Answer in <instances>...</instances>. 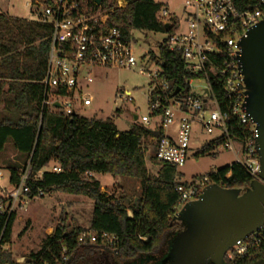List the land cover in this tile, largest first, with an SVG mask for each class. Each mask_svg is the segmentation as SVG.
Returning a JSON list of instances; mask_svg holds the SVG:
<instances>
[{
  "label": "trees",
  "instance_id": "trees-1",
  "mask_svg": "<svg viewBox=\"0 0 264 264\" xmlns=\"http://www.w3.org/2000/svg\"><path fill=\"white\" fill-rule=\"evenodd\" d=\"M83 1H88L90 6L96 3ZM120 1L125 4L123 8H118ZM234 2L240 10L250 4L246 0ZM99 7L109 13L108 26L121 30L128 39L133 31L172 34L176 23L173 15L167 22L160 18L163 5L154 0H102ZM166 23L170 25L169 32L165 30ZM51 32L50 26L37 21L0 14V157L11 145L16 161L7 164L6 169L10 172L12 188L20 184L22 173L31 166L26 193L30 200L40 191L42 197L57 192L92 200L89 233L98 241L81 243L79 239L84 233L81 228L69 230L68 226L58 224L40 249L25 257L24 264H154L165 254L170 237L181 231L182 223L175 220L180 197L176 189L179 185L188 187V182L183 181L176 167L157 161L156 144L150 160L158 172L156 176L150 174L143 144L155 136L152 129L135 123L128 132L121 133L112 119H86L79 113L66 116L59 108H43L46 90L42 82L47 71ZM149 54L152 61H159L161 77L170 85L166 93H154L153 101L160 96L166 105L168 99L187 97L190 90L186 82L201 76L189 71L181 54L169 51L163 43L158 54L152 51ZM209 82L220 109L227 111L232 100L226 92V79L210 74ZM176 90L179 92L174 96ZM228 127L231 137L238 140L250 129L249 124L243 125L236 119ZM223 143L221 137L205 145L196 157L218 149ZM51 166L60 167L62 172L48 171ZM94 175L138 180L139 198L127 208L114 195L103 192ZM204 178L209 185L242 193L254 181L238 163L212 170L193 181ZM7 203L5 196H0V204L6 207ZM15 219L16 212H0V264H20L10 250L4 249L11 244ZM103 233L117 239L113 248L101 244ZM246 243V255L234 260L226 256V264H264V232Z\"/></svg>",
  "mask_w": 264,
  "mask_h": 264
},
{
  "label": "built area",
  "instance_id": "built-area-1",
  "mask_svg": "<svg viewBox=\"0 0 264 264\" xmlns=\"http://www.w3.org/2000/svg\"><path fill=\"white\" fill-rule=\"evenodd\" d=\"M246 1L250 3L248 8L240 10L234 0H186L187 32L171 34L163 45L171 52L180 53L187 69L201 76L186 82L190 90L187 97L168 99L166 105L160 96L153 101L154 93L164 94L170 85L161 77L163 70L159 61H152L149 52L141 59L145 66L149 62L156 63L153 73L143 67L139 71L141 75L150 78L152 85L151 114L139 120L142 125L157 133L154 139L156 159L160 164L174 166L178 170L186 165L191 151L193 128L197 126L209 135L218 133L214 141L222 137V147L236 156V163L254 181L260 180L261 164L256 149L258 131L244 107L246 95L239 44L247 38L250 30L264 22V0ZM124 6L122 1L118 2V8ZM30 7L38 14L37 22L50 26L52 30L47 71L42 82L46 90L43 108L52 109L58 104L56 108L66 116L79 113L78 105H93V98L83 94L81 81L89 80L94 69L135 70L138 67L132 39H128L119 29L110 28L109 13L96 3L90 6L88 1L83 0H32ZM171 15L164 8L160 18L167 22ZM210 74H219L226 79V92L232 100L227 111H222L213 97ZM118 97L132 102L130 94L125 97L119 94ZM235 119L243 125H250L247 134L239 140L231 137L228 127ZM48 171L62 172L58 166H51ZM30 174L31 166L28 165L21 175L20 184L5 196L8 200L6 207L0 204V212L11 214L16 212V208L23 209L26 206L27 200H30L26 196ZM86 176L93 177V174ZM207 186L206 178L192 180L188 182V187L179 185L176 189L180 195L175 208L176 215L187 204L199 200ZM42 196L40 191L35 199ZM99 240L109 248H113L117 242L114 236L105 233L101 234ZM247 240L238 242L230 249L227 257L230 260L244 257L248 249ZM79 241L94 244L98 238L91 233H83Z\"/></svg>",
  "mask_w": 264,
  "mask_h": 264
},
{
  "label": "rangeland",
  "instance_id": "rangeland-1",
  "mask_svg": "<svg viewBox=\"0 0 264 264\" xmlns=\"http://www.w3.org/2000/svg\"><path fill=\"white\" fill-rule=\"evenodd\" d=\"M162 4L175 18L173 33L185 34L188 30L187 16L184 4L186 0H154ZM32 0H0V14H7L14 18L28 21H38V14L30 7ZM172 33V34H173ZM171 34L146 33L133 31L131 39L138 60L135 70L125 69H101L96 68L91 72L89 80H82L83 94L93 98L91 107L78 105L79 114L86 119L106 120L112 119L119 132H128L133 124L134 115L138 118L150 116V92L151 80L147 75H141L143 67L147 71L154 72L156 63H147L141 59L149 51L158 54V47ZM130 94V101H124L118 97ZM218 133L209 135L199 127L194 126L191 151L186 165L179 169L184 182H191L193 178L207 175L212 170L230 166L236 163V156L226 151L222 146L203 156L196 157L205 145L217 137ZM154 140H144L143 148L146 150L147 168L153 176H156L158 167L151 163V155L154 152ZM16 161V155L8 145L5 153L0 157V164L7 166ZM101 181L106 193L114 195L123 204L130 208L139 198L141 192L140 182L132 179L113 178L110 175H102ZM10 172L0 169V196H6L13 190L9 182ZM94 210V203L87 197L75 196L52 192L42 198L27 200L26 206L16 208V219L12 228L10 251L13 258L24 264L25 257L31 252L40 249L46 237L51 235L58 224L69 227L81 228L84 233L90 232V223ZM132 216V212L129 211ZM184 232V230L182 231ZM180 232V233H182ZM8 247V246H7ZM5 247L4 249L7 250Z\"/></svg>",
  "mask_w": 264,
  "mask_h": 264
},
{
  "label": "water",
  "instance_id": "water-1",
  "mask_svg": "<svg viewBox=\"0 0 264 264\" xmlns=\"http://www.w3.org/2000/svg\"><path fill=\"white\" fill-rule=\"evenodd\" d=\"M95 2L99 6L102 0ZM164 27L166 32L170 31L169 23ZM239 45L244 107L258 131L260 180L253 181L244 193L209 185L199 200L187 204L175 216L185 231L171 246L165 260L170 264H225L231 248L264 227V22L250 30ZM133 118L135 122L139 120L136 115Z\"/></svg>",
  "mask_w": 264,
  "mask_h": 264
},
{
  "label": "flooded vegetation",
  "instance_id": "flooded-vegetation-1",
  "mask_svg": "<svg viewBox=\"0 0 264 264\" xmlns=\"http://www.w3.org/2000/svg\"><path fill=\"white\" fill-rule=\"evenodd\" d=\"M183 230L185 231V227H184V225L182 224V226H181V231H180V232H182ZM180 232L174 233V234L170 237V239H169V246L166 248V252H165V254L163 255V257H162L161 259L158 260V262H156V263H154V264H170V262H165V260H166V258H167V256H168L169 252H170L171 246H172V244L174 243L175 239L177 238V236H178L179 234H181ZM107 251L110 252V253H112V254H117V252H115L114 250H111V249H108ZM211 264H212V263H211ZM225 264H226V262H225Z\"/></svg>",
  "mask_w": 264,
  "mask_h": 264
},
{
  "label": "crops",
  "instance_id": "crops-1",
  "mask_svg": "<svg viewBox=\"0 0 264 264\" xmlns=\"http://www.w3.org/2000/svg\"><path fill=\"white\" fill-rule=\"evenodd\" d=\"M173 131H174V129L171 130V132H173ZM151 140H154V142H155L154 137L151 138ZM212 141H214V139H213ZM0 169H6V166L0 164ZM101 177H103V176H102V175H94V178H95L97 181H99V182L101 183L102 191L106 193V191H105V189H104V187H103V185H102V181H101V179H100ZM11 187H12V186H11ZM6 247H7V246H6ZM6 249H7V250H10V245H9ZM16 261L19 263V258H17Z\"/></svg>",
  "mask_w": 264,
  "mask_h": 264
}]
</instances>
